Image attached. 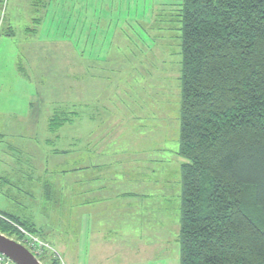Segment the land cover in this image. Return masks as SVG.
<instances>
[{
  "label": "rangeland",
  "instance_id": "rangeland-1",
  "mask_svg": "<svg viewBox=\"0 0 264 264\" xmlns=\"http://www.w3.org/2000/svg\"><path fill=\"white\" fill-rule=\"evenodd\" d=\"M47 1L0 0V174L19 156L10 143L34 151L49 117L72 111L74 129H92L95 144L102 137L104 182L116 194L85 216L82 203L57 199L70 198L68 178L44 170L46 186L27 187L14 169L12 184L0 180V209L33 218L60 264H180L182 0H121L107 10L96 0L88 9L84 0L74 9L72 0ZM7 19L16 36H6Z\"/></svg>",
  "mask_w": 264,
  "mask_h": 264
},
{
  "label": "trees",
  "instance_id": "trees-1",
  "mask_svg": "<svg viewBox=\"0 0 264 264\" xmlns=\"http://www.w3.org/2000/svg\"><path fill=\"white\" fill-rule=\"evenodd\" d=\"M179 10L180 264H264V0ZM19 227L36 235L0 210L1 233L22 242Z\"/></svg>",
  "mask_w": 264,
  "mask_h": 264
},
{
  "label": "crops",
  "instance_id": "crops-1",
  "mask_svg": "<svg viewBox=\"0 0 264 264\" xmlns=\"http://www.w3.org/2000/svg\"><path fill=\"white\" fill-rule=\"evenodd\" d=\"M53 1L56 2L58 8L60 0H48L47 3L50 2L51 4ZM96 1L98 2V7L101 10H107L110 7V3H113V9L120 8L119 5L122 3L121 0ZM131 1L132 0H126L125 3L131 4ZM40 2H42V0H32V4H34L36 8L40 6ZM73 2L74 0H72V9L75 8V2ZM88 2H90V0H84L85 9H88L86 5ZM8 3L7 7L5 6L6 10L8 8ZM7 24L8 29L11 32L6 33V36H16V30L13 28L14 26L12 24V20L7 19ZM4 85L2 77L0 78V86ZM70 112H55L54 115L49 117L46 127L47 131L43 134L45 136L42 140L36 142L37 145L34 151H31V144L26 141L10 143L9 150L12 153L18 152L19 156H16L14 153L11 154V161L8 160L6 162L7 165L11 162V165H9L10 167L7 168L9 171L3 169L4 172L0 174V180L7 184H12L15 181L12 171L17 169L21 171V175L17 176L16 182L18 181L21 186L26 184L27 187H35L36 185L31 183V181L36 179L38 185L42 184V186L45 187L46 181L43 171L50 170L52 172H57L62 175L63 178H68L69 184L72 182L74 185L71 190L72 194L70 193V198L63 195L60 197L57 196V199H60V201L73 202L74 206L75 203H82L84 215L86 216V214H88L87 209L89 208V204L103 201L105 198H109L112 194H116V192L110 189L104 182V175L108 174L106 171L108 172L110 165L107 162V156L104 153V143H102V137L100 143L98 144L97 141L95 144L93 142L94 133L92 132V129H88L86 125H84V130H82V132L74 129L77 114L72 111ZM60 114L61 117L59 116ZM53 121H61L62 124L53 125ZM19 135L22 134H17L16 137L19 138ZM95 145L96 148L93 149ZM98 145L101 146L98 148ZM23 155L27 156L25 161H21V157ZM7 159L9 158L7 157ZM50 162L52 163V168L50 167ZM77 187L79 188L77 189ZM48 190V188L45 190L47 197L50 199L55 198L52 193L48 192ZM29 191H25V193L32 194L35 192L33 190ZM37 191L40 190L38 189ZM5 209L6 210H0L4 212L8 211L7 208ZM16 217H19L20 219L23 218V220L29 224L33 226L35 225L34 219L28 218V216L23 213L16 215Z\"/></svg>",
  "mask_w": 264,
  "mask_h": 264
},
{
  "label": "water",
  "instance_id": "water-1",
  "mask_svg": "<svg viewBox=\"0 0 264 264\" xmlns=\"http://www.w3.org/2000/svg\"><path fill=\"white\" fill-rule=\"evenodd\" d=\"M0 253L16 264H43L23 243L0 232Z\"/></svg>",
  "mask_w": 264,
  "mask_h": 264
},
{
  "label": "built area",
  "instance_id": "built-area-1",
  "mask_svg": "<svg viewBox=\"0 0 264 264\" xmlns=\"http://www.w3.org/2000/svg\"><path fill=\"white\" fill-rule=\"evenodd\" d=\"M19 228L24 234L23 242L26 244L25 246L28 247L38 258L42 256L45 253V251L47 252L52 249L48 244V242L41 240L38 236L31 234L30 232L22 229L21 227ZM0 264H16V263H14L11 259L0 253Z\"/></svg>",
  "mask_w": 264,
  "mask_h": 264
}]
</instances>
